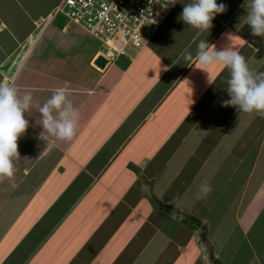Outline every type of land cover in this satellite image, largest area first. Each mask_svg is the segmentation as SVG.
Instances as JSON below:
<instances>
[{
    "label": "crops",
    "instance_id": "1",
    "mask_svg": "<svg viewBox=\"0 0 264 264\" xmlns=\"http://www.w3.org/2000/svg\"><path fill=\"white\" fill-rule=\"evenodd\" d=\"M189 2L178 1L133 61L120 56L99 71L93 61L104 53L95 52L78 71L59 48L45 57L50 26L26 46L58 0H0V81L14 80L21 103L32 95L14 176L0 181V264H207L206 254L215 264L210 230L236 217L241 200L240 232L264 215V117L222 106L230 69L196 60L204 39L264 73V37L251 35L246 0H217L227 10L202 34L180 19ZM60 87L61 110L79 112L69 113L65 141L39 112ZM204 183L212 191L197 199Z\"/></svg>",
    "mask_w": 264,
    "mask_h": 264
},
{
    "label": "clouds",
    "instance_id": "2",
    "mask_svg": "<svg viewBox=\"0 0 264 264\" xmlns=\"http://www.w3.org/2000/svg\"><path fill=\"white\" fill-rule=\"evenodd\" d=\"M177 2L178 0H168V4L173 6ZM245 7L247 14L244 19L251 30V35L264 37V0H246ZM226 10V5L223 2L217 3V0H190L184 4L180 19L189 28L196 29L202 34L212 28L215 16ZM209 47L206 40H200L197 44L196 60L204 66L222 63L230 69L226 89L229 98L222 101V106L233 107L237 112H254L264 117V73L253 75L245 57L238 49L210 51ZM191 56L190 52L184 54L185 59H190ZM66 90V87L56 88L39 109L43 129L61 141L71 140L74 135V124L72 119H69V113L71 112L72 116L79 115V112L71 110L70 105L67 109L61 110L66 101ZM31 100V93H27L21 103L14 80L0 81V181L14 176L15 161L19 158L17 141L29 126L24 114L29 109ZM53 110L58 112L59 119L53 116ZM51 146H54V143L49 145ZM211 191L209 184H202L197 199L206 198Z\"/></svg>",
    "mask_w": 264,
    "mask_h": 264
},
{
    "label": "built area",
    "instance_id": "3",
    "mask_svg": "<svg viewBox=\"0 0 264 264\" xmlns=\"http://www.w3.org/2000/svg\"><path fill=\"white\" fill-rule=\"evenodd\" d=\"M176 4H168V0H60L41 20L38 34L26 45L30 49L36 46L47 27L63 15L68 20L63 31L76 25L102 41L107 47L104 56L109 61L124 56L131 62Z\"/></svg>",
    "mask_w": 264,
    "mask_h": 264
},
{
    "label": "rangeland",
    "instance_id": "4",
    "mask_svg": "<svg viewBox=\"0 0 264 264\" xmlns=\"http://www.w3.org/2000/svg\"><path fill=\"white\" fill-rule=\"evenodd\" d=\"M42 5L44 8H47L49 3ZM32 6L34 7L33 4ZM66 24H68V20L63 15H58L47 30V34L44 35L42 40L45 44L49 42V46H46L48 47V51L45 57H51V47L54 48L55 52L56 48H59V55H55L62 58L65 64L72 66V68L79 66L78 71H82V69L88 70L87 57H90L95 52L105 53L107 47L102 41L93 37L88 32H82L84 34L82 36L81 31L83 30L73 24L67 29L68 34L64 35L65 39L62 40V45H60L58 43L59 40L54 38L61 35ZM32 39H28V41ZM53 40L55 42L52 44L56 46H52L51 41ZM46 47L43 45V49ZM72 72L75 76L79 75L75 69H72ZM246 160H248V157ZM255 184L251 181L249 193L252 192ZM246 203V200H241L240 209H238L236 217L234 215H228L223 220V223H220V228L217 231L210 230L209 234L211 233L215 236V242L217 244L215 246L217 249V251L215 250L217 252V262L215 264H264V215L260 216V219L244 233L240 232L236 224V219L241 217V212L244 211ZM202 259H206L207 264H212L209 261V254H206Z\"/></svg>",
    "mask_w": 264,
    "mask_h": 264
},
{
    "label": "water",
    "instance_id": "5",
    "mask_svg": "<svg viewBox=\"0 0 264 264\" xmlns=\"http://www.w3.org/2000/svg\"><path fill=\"white\" fill-rule=\"evenodd\" d=\"M109 62V59L103 54H98L93 61V66L96 67L99 71H102L105 69Z\"/></svg>",
    "mask_w": 264,
    "mask_h": 264
}]
</instances>
